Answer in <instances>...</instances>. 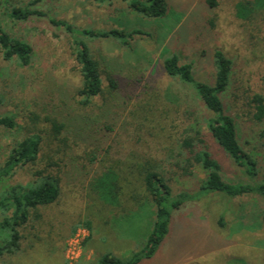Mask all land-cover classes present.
<instances>
[{
    "label": "rangeland",
    "instance_id": "374dc122",
    "mask_svg": "<svg viewBox=\"0 0 264 264\" xmlns=\"http://www.w3.org/2000/svg\"><path fill=\"white\" fill-rule=\"evenodd\" d=\"M31 1L0 0V23L34 48L28 67L0 60V114L15 115L21 127L31 112L44 114L64 104L83 112L76 99L81 76L72 56V38L51 24V18L80 30L120 27L152 37H138L133 50L112 40L84 39L101 64L104 89L84 112L96 115L107 108L117 120L116 129L98 148L101 163L94 166L88 179L71 173L63 180L58 203L42 211L40 239L25 240L16 258L7 257L0 264H95L106 252L126 259L140 250L151 232L156 210L153 204L145 200L143 205L140 200L144 197L140 170L148 158L165 162L173 195L197 191L206 172L196 165L192 177H181L172 166L171 155L179 152L187 107H204L194 103L188 86L166 74L164 57L172 53L180 57L181 64L192 63L195 78L209 84L215 76L214 52L221 50L233 60L234 84L226 104L243 130V144L250 141V146L245 145L258 161L257 181H264V127L250 120L248 106L252 94L264 96V29L237 20L234 8L238 0H217L214 9L208 8L206 0H168V14L158 19L128 12V2L134 0H47L36 7L47 14L43 17L21 23L6 20L7 5ZM107 72L120 83V91L112 97ZM174 98L180 106L172 102ZM23 135L21 129L15 133L0 130V165ZM203 137L207 150L220 162L225 180L249 181L243 175L245 169L226 156L205 127ZM96 150L81 144L72 156L89 166L88 155ZM107 167H117L121 176L123 193L115 206L100 200L89 186L95 172ZM17 178L26 181V173L22 171ZM263 211L264 198L257 196L201 195L174 212L168 237L156 256L142 264H264V228H245L260 222ZM222 217L224 227L219 224ZM86 220L92 222V231L87 238L81 236L85 239L82 245H71L75 248L70 250L73 228L83 227L80 223ZM73 251L76 262L71 259Z\"/></svg>",
    "mask_w": 264,
    "mask_h": 264
},
{
    "label": "trees",
    "instance_id": "16d2710c",
    "mask_svg": "<svg viewBox=\"0 0 264 264\" xmlns=\"http://www.w3.org/2000/svg\"><path fill=\"white\" fill-rule=\"evenodd\" d=\"M44 1L47 0L7 5L4 16L8 22L19 23L43 17L47 14L36 7ZM91 1L111 3L113 0ZM206 4L208 8L214 9L218 6V1L206 0ZM234 9L237 20L247 24H259L260 28L264 29V26H261V23H264V0H238ZM128 12L148 19L164 18L169 12V3L168 0H134L128 2ZM50 23L63 28L72 38V56L81 76L80 87L76 89V99L83 112L77 113L66 107V104L59 109L53 107L44 114L31 112L25 117L26 124L23 127L16 121L15 115L0 114V130L15 133L21 129L24 133L0 165V261L7 257L16 258L25 240L31 237L40 239L38 235L39 223L43 221L42 211L58 203L63 180L71 173L81 174L83 180L88 179L94 166L101 163L98 148H101L104 138L116 129L117 120L107 108L96 115L84 112L92 107L93 100L104 92L101 64L92 56L84 39L112 40L133 50L138 37H152L139 30L126 31L120 27L102 31L80 30L63 20L51 18ZM33 57V46L0 23L1 62L28 67ZM213 58L215 76L212 84L197 80L193 64H181L176 53L164 57L163 61L166 74L174 81L188 86L193 91L194 103H201L204 107L201 110L197 105H189L185 110L187 126L184 127L178 146L179 152L175 150L171 155L174 159L172 166L181 172V177H192V169L199 165L206 172V178L200 181L196 192L183 191L173 195L166 179L165 162L152 157L146 159L140 170L144 194L140 200L143 205L146 200L155 206L151 232L143 247L133 252L130 257L122 259L112 253H105L98 259V264H142L154 258L168 237L174 212L197 200L201 195L220 193L231 199L246 196L264 198V181H257L258 161L246 150L250 141L245 143L246 145L243 144V130L226 104L234 84V62L221 50H216ZM107 74L109 95L112 97L120 91V83L112 73ZM64 96L68 97L66 94ZM172 102L180 106L178 98H174ZM248 106L250 120L255 126L264 127V96L252 94ZM204 127L226 156L245 169L243 175L249 179L248 182H229L224 179L220 162L205 147ZM81 144L97 149L88 155L89 166L82 164L79 157L72 156L74 148ZM22 171L26 173V181L17 178ZM89 182L90 189L94 190L100 200L114 206L119 204L123 189L117 167H107L103 171L95 172ZM224 220V217L220 219L221 227L225 226ZM255 223L253 227L245 228L263 229L264 211L260 222ZM80 225L92 231L91 221L86 220ZM76 229L77 227L73 228L72 232Z\"/></svg>",
    "mask_w": 264,
    "mask_h": 264
},
{
    "label": "built area",
    "instance_id": "2783aa9c",
    "mask_svg": "<svg viewBox=\"0 0 264 264\" xmlns=\"http://www.w3.org/2000/svg\"><path fill=\"white\" fill-rule=\"evenodd\" d=\"M89 234H90V231L87 229V228H85V227H81V228H79V229H77L76 231H75V233H74V235H73V237L71 238V242L69 243L70 244V246L71 245H76V247L77 246H79V245H82V242H84L83 240H85V239H80L81 238V236H86V238L89 236ZM73 248H75V247H73V246H71L70 247V250H72ZM71 254H72V260L74 261L75 260V262H76V258L77 257H75L76 255H75V253H74V251L73 252H71ZM74 256V257H73ZM72 264V263H71Z\"/></svg>",
    "mask_w": 264,
    "mask_h": 264
},
{
    "label": "crops",
    "instance_id": "0c3cea01",
    "mask_svg": "<svg viewBox=\"0 0 264 264\" xmlns=\"http://www.w3.org/2000/svg\"><path fill=\"white\" fill-rule=\"evenodd\" d=\"M55 252V251H54ZM53 251L51 252L52 254L54 253ZM106 253H111V252H106ZM52 254H51V256H52ZM105 254V253H104ZM104 254H101L99 257H98V259L102 256V255H104ZM112 254H114V253H112ZM114 255H116V254H114ZM116 256H118V255H116ZM118 257H120V256H118ZM120 258H123V257H120ZM98 259L96 260V263L95 264H98Z\"/></svg>",
    "mask_w": 264,
    "mask_h": 264
}]
</instances>
